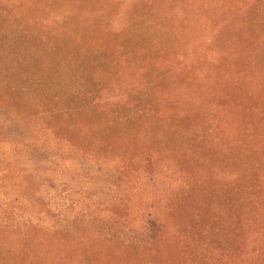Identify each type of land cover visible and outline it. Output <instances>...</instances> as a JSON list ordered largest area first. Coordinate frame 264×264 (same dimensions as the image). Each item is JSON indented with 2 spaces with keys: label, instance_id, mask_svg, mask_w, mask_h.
<instances>
[{
  "label": "rangeland",
  "instance_id": "1",
  "mask_svg": "<svg viewBox=\"0 0 264 264\" xmlns=\"http://www.w3.org/2000/svg\"><path fill=\"white\" fill-rule=\"evenodd\" d=\"M155 1L0 0V251L20 252L13 264H264V0ZM68 29L107 57L58 45ZM87 77L85 103L114 132L82 151L57 127Z\"/></svg>",
  "mask_w": 264,
  "mask_h": 264
},
{
  "label": "trees",
  "instance_id": "2",
  "mask_svg": "<svg viewBox=\"0 0 264 264\" xmlns=\"http://www.w3.org/2000/svg\"><path fill=\"white\" fill-rule=\"evenodd\" d=\"M153 3L157 5V1ZM160 4L161 3H159V5L157 6L160 7ZM68 31L69 32H67L66 34L63 33L64 37H62V34H59V35L56 34L54 36V41L58 45H60L61 47L67 50L73 51L75 53H78V52L82 53L83 55L80 54L82 57L87 55L86 59H89L90 57L92 58L94 56L95 54L94 48L98 49L97 52L100 55L104 54V56L107 57V55L104 52L99 51V47L103 46L101 42L99 41L90 42L89 41L85 43L84 39L81 36L79 37L76 34V31L69 30V29ZM75 43H78V44L75 46ZM115 46L117 47V45ZM57 48L59 47H57V45L55 44L54 50H57ZM107 48L108 50H111L108 47V45H107ZM117 48L119 49V51L123 53V49L121 45H119ZM159 50H160V53H164V52L166 53L170 49H167L166 47H164V49H159ZM220 55L221 57H219L218 60H220L221 58L225 59L223 58V57H226L225 53H220ZM249 58L254 59V55H252L251 57L249 56ZM66 60H68V64L70 66L73 65L74 67L78 69L80 68L84 70V72L87 73V76H89L90 74L89 73V70H91L90 68H92L93 70L95 69L94 63L97 66L96 60H91L90 64H88V66H85V68H83L82 66L83 61L81 62V64H77V63H72L73 62L72 60L74 59H66ZM113 69L114 68L111 67L108 70H105L104 72L111 73ZM215 69L219 71H226V70L232 69L233 71H235L233 65L231 64L225 65V63L223 62L218 63ZM100 82L104 83L105 85H109L111 81L109 80L108 76L107 77L105 76V77H101ZM77 84L78 86H74V87L71 86L67 91L66 96L68 99V104L64 111V122H62L57 128H58V133H61L60 137L64 138V140L71 143L78 149L79 148L82 149L83 151L82 145L84 141L88 139L95 140V138L100 139L98 136L102 133H100L98 129L108 134H112L114 131L112 127L113 122L111 123L110 119H106L105 117H99L98 115L95 114V110L91 108V105L88 104V102L85 103V101L89 99L90 95L93 94V88H95L94 87L95 82L91 81L90 78L87 77L86 79H84V81H82V84L77 80ZM148 164L150 167H155L159 165L158 156L155 153H151L149 155ZM7 254L10 257H7L6 256ZM19 254L20 252L12 253L11 251L4 253L1 250L0 251V264H13L12 258H15L14 256H17ZM11 255L12 256L14 255V256L11 257ZM37 256L38 255H35L34 258H37ZM29 258H30L29 255H25L26 260ZM30 260H33V257H31ZM22 262L24 263L25 260H23Z\"/></svg>",
  "mask_w": 264,
  "mask_h": 264
}]
</instances>
